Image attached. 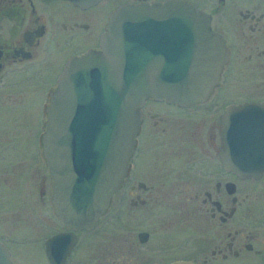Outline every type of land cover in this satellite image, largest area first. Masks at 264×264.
I'll list each match as a JSON object with an SVG mask.
<instances>
[{
	"label": "flooded vegetation",
	"instance_id": "flooded-vegetation-1",
	"mask_svg": "<svg viewBox=\"0 0 264 264\" xmlns=\"http://www.w3.org/2000/svg\"><path fill=\"white\" fill-rule=\"evenodd\" d=\"M166 2L189 4L209 19L226 50L218 82L203 102L190 106L147 99L128 168L108 208L90 227L66 226L52 204L54 182L43 154L51 94L71 61L102 52L110 16L119 7ZM259 87L264 0H99L85 7L69 0H0V136H16L2 150L19 158L9 174L0 171V182L16 183L35 166L37 176L34 169L31 175L43 205L50 190L42 229L32 231L36 237L48 232L39 245L48 264L49 255L63 258L62 264H264V174L240 176L225 163L221 121L232 106H264ZM225 90L244 95L231 100L221 96ZM17 193L21 200L27 196ZM27 211L20 201L11 224L27 225ZM60 235L63 240L50 241ZM10 260L19 264L11 252Z\"/></svg>",
	"mask_w": 264,
	"mask_h": 264
},
{
	"label": "water",
	"instance_id": "water-1",
	"mask_svg": "<svg viewBox=\"0 0 264 264\" xmlns=\"http://www.w3.org/2000/svg\"><path fill=\"white\" fill-rule=\"evenodd\" d=\"M69 1L85 7L99 0ZM225 61L222 40L194 6L119 7L110 16L102 52L71 61L51 94L42 144L57 217L72 228L95 224L128 168L140 107L149 98L181 106L203 102ZM221 121L225 163L240 176L264 174V106H232ZM55 259L49 255L52 264L64 260ZM0 264H13L1 243Z\"/></svg>",
	"mask_w": 264,
	"mask_h": 264
},
{
	"label": "rangeland",
	"instance_id": "rangeland-1",
	"mask_svg": "<svg viewBox=\"0 0 264 264\" xmlns=\"http://www.w3.org/2000/svg\"><path fill=\"white\" fill-rule=\"evenodd\" d=\"M258 90L263 92L264 95V87L257 88ZM237 96H233L228 93L227 90L223 91L221 96L222 97H229L232 98L231 100H239L238 96H243V93L236 94ZM248 96V94L245 95V97ZM15 135H9V136H0V171L2 176L4 174L2 173L5 168H7L8 174H9V167H16V163L18 162V156L16 153L13 152H6L2 150V145H4V142L15 139ZM29 148H32V145L29 146ZM34 162L36 161L35 153L33 154ZM8 157V164L7 162L4 163V159ZM27 159L30 161L31 153L29 155L27 154ZM10 159V160H9ZM22 159V158H21ZM12 169V168H11ZM34 169V170H33ZM17 170V169H16ZM28 168L26 169V171ZM33 170V173L35 176H37L36 168H30L28 170V173L24 175L22 179L18 178V182H10V185H3L0 182V241L5 243L9 246V250L13 255V259L17 261L19 264H48L44 258L43 252L41 248L39 247L40 241L42 238H44L46 235H48V232L44 235L38 234V237L33 235L32 231L35 227H40L42 229V216H47V211L50 208L49 206V193L50 190L47 189V198L44 200L48 203L43 205V203L40 200V196L37 190L38 184L36 183L35 176L31 175V171ZM40 173H43L47 175L46 167L41 168L40 167ZM6 174V175H8ZM18 175H20V171L18 172ZM27 175V177H26ZM28 180V184L24 183L23 181ZM34 180V181H33ZM11 181V180H10ZM21 181V183L19 182ZM34 182V184L32 183ZM17 184V190H9L8 188L13 187V185ZM28 188V189H27ZM6 190V191H5ZM22 190L26 195H24L23 200H21L20 194L17 192H20ZM4 191L5 194L4 195ZM7 192V193H6ZM6 198V199H5ZM20 201L24 202L25 207L28 209L25 216H23V220H28L27 225H22L20 229H17L15 227L16 223L11 224V214L20 207ZM17 204V205H16ZM39 215V218H38ZM34 216V219H31V217ZM51 218V217H50ZM31 224V229L29 225ZM12 227H14L12 229ZM32 233V234H30ZM11 238V240H10ZM14 238V239H13Z\"/></svg>",
	"mask_w": 264,
	"mask_h": 264
}]
</instances>
